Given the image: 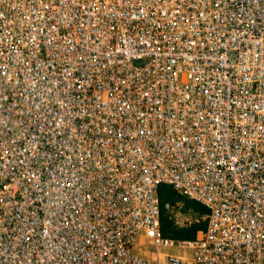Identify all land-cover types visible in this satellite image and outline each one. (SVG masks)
Instances as JSON below:
<instances>
[{
    "label": "built area",
    "instance_id": "2783aa9c",
    "mask_svg": "<svg viewBox=\"0 0 264 264\" xmlns=\"http://www.w3.org/2000/svg\"><path fill=\"white\" fill-rule=\"evenodd\" d=\"M0 264H264V0H0Z\"/></svg>",
    "mask_w": 264,
    "mask_h": 264
},
{
    "label": "trees",
    "instance_id": "16d2710c",
    "mask_svg": "<svg viewBox=\"0 0 264 264\" xmlns=\"http://www.w3.org/2000/svg\"><path fill=\"white\" fill-rule=\"evenodd\" d=\"M161 202L160 223L163 236L174 239H194L198 231L204 230L208 224L209 208L195 198L189 197L173 185L162 183L158 187ZM169 203L170 207H166ZM190 213V222L180 224L176 213Z\"/></svg>",
    "mask_w": 264,
    "mask_h": 264
},
{
    "label": "rangeland",
    "instance_id": "374dc122",
    "mask_svg": "<svg viewBox=\"0 0 264 264\" xmlns=\"http://www.w3.org/2000/svg\"><path fill=\"white\" fill-rule=\"evenodd\" d=\"M178 216H179V218L180 219H183V220H185V219H192L193 218V216L190 214V213H178ZM168 251L169 252H174V253H190L191 251L190 250H186V251H183V250H181V249H176V248H168Z\"/></svg>",
    "mask_w": 264,
    "mask_h": 264
}]
</instances>
